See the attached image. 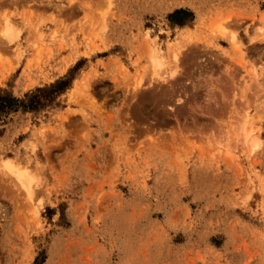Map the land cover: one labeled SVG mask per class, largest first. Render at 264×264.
I'll return each instance as SVG.
<instances>
[{
	"label": "rangeland",
	"instance_id": "374dc122",
	"mask_svg": "<svg viewBox=\"0 0 264 264\" xmlns=\"http://www.w3.org/2000/svg\"><path fill=\"white\" fill-rule=\"evenodd\" d=\"M2 93L0 264H264V0H0Z\"/></svg>",
	"mask_w": 264,
	"mask_h": 264
},
{
	"label": "trees",
	"instance_id": "16d2710c",
	"mask_svg": "<svg viewBox=\"0 0 264 264\" xmlns=\"http://www.w3.org/2000/svg\"><path fill=\"white\" fill-rule=\"evenodd\" d=\"M184 10H177L173 14L170 15L172 20L176 23L179 24H185V20L183 18H177L179 15L183 14ZM68 86V82L65 80L59 79L56 82L50 84L49 86L43 87V88H38L37 92L45 93L47 95V100L48 103L51 102L52 100L55 99V96L58 94L62 93ZM38 94L33 93V94H27L29 97L28 104L24 106V108L27 109H38L41 108L42 106L46 105V101L42 102L39 100ZM25 101L20 100L19 98H15L11 96L9 93H2L0 94V113L3 112H10L12 110H17L20 105H24Z\"/></svg>",
	"mask_w": 264,
	"mask_h": 264
},
{
	"label": "bare ground",
	"instance_id": "6f19581e",
	"mask_svg": "<svg viewBox=\"0 0 264 264\" xmlns=\"http://www.w3.org/2000/svg\"><path fill=\"white\" fill-rule=\"evenodd\" d=\"M185 27H187V26H185ZM11 30V27H9V31ZM12 30H13V28H12ZM7 30H5V32H6ZM11 33H8L7 35L9 36ZM234 40V39H233ZM263 40V39H262ZM232 42V41H231ZM177 51V50H176ZM183 52V51H182ZM152 53V54H151ZM150 54H151V56L150 57H154L155 56V54H156V52H155V50H153L152 52H151ZM153 53H154V55H153ZM172 53V52H171ZM177 54V53H176ZM174 52H173V54L172 55H176ZM183 54V53H182ZM177 55H179V54H177ZM183 56V55H182ZM174 57V56H173ZM176 57L177 56H175L174 58H175V60H177L176 59ZM180 57H181V55H180ZM157 57L155 56V62H158V59H156ZM178 58V57H177ZM154 59V58H153ZM153 59H152V61H153ZM179 59V58H178ZM153 61V62H154ZM178 61V60H177ZM182 62V61H181ZM186 63V62H185ZM178 66V65H177ZM190 76V75H189ZM173 80V79H172ZM174 82V81H173ZM171 86V85H170ZM192 86V85H191ZM195 85H193V87H194ZM161 87V86H160ZM154 88V87H153ZM173 88V87H172ZM175 88H176V86H175ZM156 89V88H155ZM186 92V91H185ZM166 93V90H162V91H156V90H153V91H148V90H146V91H144L140 96H139V98L138 99H140V101L137 103V110H138V114H140V110L141 109H143L144 111H148V110H146V103H150V104H152V105H154V104H156L157 102V100H158V98H159V96H164V95H166L165 94ZM173 94H174V92H172ZM136 95H138L137 93H135ZM134 94V95H135ZM170 94V95H169ZM172 94V95H173ZM176 95V94H175ZM166 96H171V93H168ZM165 96V97H166ZM138 97V96H137ZM172 97V96H171ZM176 97V96H175ZM164 98V97H163ZM168 98V97H167ZM167 98H165L166 99V101H168L167 100ZM170 98V97H169ZM173 99H174V95H173V97H172ZM163 101V100H162ZM171 101H172V99H171ZM164 102H165V100H164ZM175 102V101H174ZM169 103H171L170 101H169ZM158 104H164V103H160V102H158ZM157 104V106H159ZM167 104H168V102H167ZM164 105H166V104H164ZM184 105V104H183ZM134 106V105H133ZM156 106V105H155ZM154 106V108H155V110L156 109H159V108H156ZM161 106V107H160ZM159 107L161 108L160 110H158V111H160V113L157 111V114H161V110L163 109L162 107H163V105H160ZM181 106V105H180ZM206 108V107H205ZM149 110H150V107L148 108ZM136 110V109H135ZM176 110H178V109H176ZM209 110V109H208ZM153 111V110H152ZM179 111V110H178ZM181 111V110H180ZM179 111V112H180ZM143 112V111H142ZM141 112V113H142ZM150 112V111H149ZM154 113L156 112V111H153ZM148 113V112H147ZM151 113V112H150ZM179 114V113H178ZM154 115V114H153ZM163 115V114H162ZM133 116V115H132ZM138 116H140V115H138ZM148 116V115H147ZM146 117V116H145ZM149 117V116H148ZM156 117V116H155ZM134 118V117H133ZM144 119H146V118H144ZM161 119H162V117H161ZM164 119V118H163ZM143 120V119H142ZM146 121V120H145ZM168 121V120H167ZM135 123V122H134ZM158 123V122H157ZM160 123H162L161 121H160ZM139 124H140V122H139ZM138 124V125H139ZM137 125V124H136ZM134 126V125H133ZM139 128V127H138ZM9 160V159H8ZM6 161V160H5ZM7 163V162H6ZM9 166V165H8ZM18 176H19V178H20V180H21V182H23V185L25 186H28V185H30V176H28V174H27V172L25 173L24 171L23 172H19V174H18ZM27 183V184H26ZM25 186V187H26Z\"/></svg>",
	"mask_w": 264,
	"mask_h": 264
}]
</instances>
